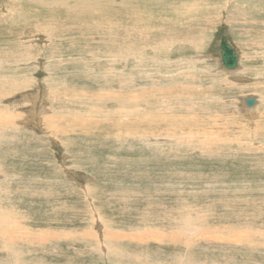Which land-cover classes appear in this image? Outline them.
<instances>
[{"label":"rangeland","instance_id":"obj_1","mask_svg":"<svg viewBox=\"0 0 264 264\" xmlns=\"http://www.w3.org/2000/svg\"><path fill=\"white\" fill-rule=\"evenodd\" d=\"M263 2L0 0V232H25L0 233V264H264V154L249 129H264ZM222 36L246 80L222 69ZM139 89L149 114H117ZM244 94L260 98L253 122ZM159 106L177 145L147 138L169 128Z\"/></svg>","mask_w":264,"mask_h":264},{"label":"bare ground","instance_id":"obj_2","mask_svg":"<svg viewBox=\"0 0 264 264\" xmlns=\"http://www.w3.org/2000/svg\"><path fill=\"white\" fill-rule=\"evenodd\" d=\"M138 1V0H137ZM206 1V0H205ZM227 1V0H226ZM254 1V0H253ZM256 1V0H255ZM258 1V0H257ZM261 1V0H260ZM249 2V1H248ZM247 2V3H248ZM183 3V2H182ZM228 3V2H227ZM250 3V2H249ZM252 3V2H251ZM256 3V2H255ZM264 3V2H263ZM253 4V3H252ZM259 4H261V3H259ZM4 5V4H3ZM125 5V4H124ZM138 5V4H137ZM190 5V4H189ZM192 5V4H191ZM245 5H247V4H245ZM257 5V4H256ZM239 6V5H238ZM251 6V5H250ZM245 7V6H244ZM93 8V7H92ZM120 8V7H119ZM180 8V7H179ZM237 8V7H236ZM248 8H249V6H248ZM248 8L247 9H245L244 8V11L243 12H246L245 10H248ZM259 8V7H258ZM127 9V8H126ZM252 9V8H251ZM120 10V9H119ZM119 10L117 11V12H119ZM122 10V9H121ZM129 10V9H128ZM127 10V11H128ZM241 10V9H240ZM250 10V9H249ZM258 9H256V11H257ZM263 10V9H262ZM109 11V10H108ZM112 11V10H111ZM131 11V10H130ZM189 11V10H188ZM264 11V10H263ZM110 12V11H109ZM116 12V11H115ZM132 12V11H131ZM136 12V11H135ZM235 12H236V10H235ZM238 12H240V13H242V10L241 11H239L238 10ZM237 12V13H238ZM248 12V11H247ZM90 13V12H89ZM141 13V12H140ZM166 13V12H165ZM106 14V13H105ZM115 14V13H114ZM117 14V13H116ZM244 14V13H243ZM243 14H242V16H243ZM255 14V13H254ZM92 15H93V13H92ZM97 15V14H96ZM99 15H100V12H99ZM99 15H98V17H99ZM120 15V14H119ZM123 15V14H122ZM239 16H240V14H238ZM248 15V14H247ZM107 16V15H106ZM136 16H138V15H136ZM135 16V17H136ZM148 16V15H147ZM239 16H237V17H239ZM241 16V17H242ZM252 16V15H251ZM15 17V16H14ZM17 17V16H16ZM256 17V16H255ZM138 18V17H137ZM260 18V17H259ZM111 19V18H110ZM136 19V18H135ZM167 19H169V18H167ZM21 20V19H20ZM143 20V19H142ZM249 20V19H248ZM262 20V19H261ZM264 20V19H263ZM119 21V20H118ZM161 21V20H160ZM239 21V20H238ZM250 21V20H249ZM260 21V20H259ZM143 22V21H142ZM236 22V21H235ZM240 22V21H239ZM261 22V21H260ZM264 22V21H263ZM262 22V23H263ZM137 23V22H136ZM252 23V22H251ZM254 23V22H253ZM118 24V23H117ZM121 24V23H120ZM238 24V23H237ZM241 24V23H240ZM248 24V23H247ZM246 24V25H247ZM256 24V23H255ZM264 24V23H263ZM263 24H262V26H263ZM144 25V24H143ZM239 25V24H238ZM261 25V24H260ZM52 26V25H51ZM131 26V25H130ZM155 28V27H154ZM242 28V27H241ZM14 29V28H13ZM150 30V29H149ZM153 30V29H152ZM14 31V30H13ZM143 31V30H142ZM167 31V30H166ZM171 33V32H170ZM104 34V33H103ZM106 34V33H105ZM157 34V33H156ZM37 35H40V34H37ZM140 35V34H139ZM21 38V37H20ZM131 38H133V37H131ZM105 39V38H104ZM129 39V38H128ZM227 42L231 45V43L227 40ZM129 43V42H128ZM160 43V42H159ZM234 43V42H233ZM261 43V45L263 46V42H260ZM163 44V43H162ZM132 45V44H131ZM138 45V44H137ZM237 45V44H236ZM134 45H132V47H133ZM147 46V45H146ZM232 46V45H231ZM26 47V46H25ZM141 47V46H140ZM220 47V46H219ZM233 47V46H232ZM240 47V46H239ZM136 48V47H135ZM138 48V47H137ZM153 48H154V46H153ZM155 48H157V47H155ZM234 48V47H233ZM144 49H146V47L144 48ZM162 49V48H161ZM147 50H148V48H147ZM156 50H158V48L156 49ZM160 50V49H159ZM166 50V49H165ZM22 51V50H21ZM152 51V50H151ZM161 51V50H160ZM163 51H164V49H163ZM167 51V50H166ZM165 51V52H166ZM15 52V51H14ZM236 52H237V54H238V63H237V67H235V69H232V70H227V69H224L223 67H222V69H224V70H226V71H228V72H230L231 74L233 73L234 75H237V74H235V72L236 73H239V70L241 71V77H243L242 78V80L243 79H245L246 77H245V74H243V70L242 69H240V56H239V53H238V51L236 50ZM22 53V52H21ZM139 53V52H138ZM155 53H157V52H155ZM162 53V55L164 54L163 52H161ZM169 53V52H168ZM219 53V60H220V51L218 52ZM157 57V56H156ZM245 57V56H244ZM158 59H160V58H158ZM157 59V60H158ZM167 59V58H166ZM14 60V59H13ZM152 60V59H151ZM168 60V59H167ZM2 61V60H1ZM4 61V60H3ZM163 61V60H162ZM170 61V60H169ZM246 61V60H245ZM155 62V61H154ZM168 62V61H167ZM250 62V61H249ZM151 63H153V62H151ZM159 64H160V62H159ZM169 64V63H168ZM167 64V65H168ZM220 64V63H219ZM162 65V64H161ZM160 65V66H161ZM222 65V64H221ZM1 66H3V65H1ZM162 67V66H161ZM5 69V68H4ZM9 70V69H8ZM140 70V69H139ZM179 70V69H178ZM244 70H245V68H244ZM150 71V70H149ZM38 72V71H37ZM246 72V71H245ZM227 73V72H226ZM249 73V72H248ZM131 74H132V72H131ZM152 74H153V72H152ZM187 74V73H186ZM232 74V75H233ZM247 74V73H246ZM4 75V74H3ZM23 75V74H22ZM105 75V74H104ZM248 75V74H247ZM103 77V76H102ZM2 78H5V76L3 77L2 76ZM92 78V77H91ZM234 78H236V77H234ZM233 78V79H234ZM93 79V78H92ZM104 79V78H103ZM108 79V78H107ZM232 79V80H233ZM50 80V79H49ZM126 80V79H125ZM167 80V79H166ZM165 80V81H166ZM246 80V79H245ZM93 81V80H92ZM161 81V80H160ZM26 82V81H25ZM132 82V81H131ZM162 82V81H161ZM174 82V81H173ZM95 83V82H94ZM93 83V84H94ZM99 83V82H98ZM136 83V82H135ZM140 83V82H139ZM162 83H164V82H162ZM214 83V82H213ZM3 84V83H2ZM41 84V83H40ZM103 84V83H102ZM154 84H155V82H154ZM156 84H158V83H156ZM159 84H160V86H161V83L159 82ZM171 84V83H170ZM179 84V83H178ZM149 85V84H148ZM148 85H146V87L148 86ZM167 85V84H166ZM172 85H174L173 83H172ZM3 86V85H2ZM155 86V85H154ZM153 86V87H154ZM175 86V85H174ZM233 86V85H232ZM235 87H238V86H240V85H234ZM12 87V86H11ZM142 87H144L145 88V86H142ZM149 87V89H151L150 88V85L148 86ZM152 87V86H151ZM242 87V86H241ZM141 88V87H140ZM154 88H156V86L154 87ZM172 88V87H171ZM15 89H16V87H15ZM146 89V88H145ZM170 89V88H169ZM174 89V88H173ZM58 90V89H57ZM131 90V89H130ZM136 90V89H135ZM140 90V92L139 93H133L134 95H135V97H133L132 95H129V98H131V100L133 101V103H134V106H129V107H120V109L117 111L118 113L117 114H122L123 115V117H125V116H133L134 114H136V113H138V112H140L141 111V113H142V111L143 112H145V113H147L148 112V114H149V112H150V108H149V106H151V104L149 105V106H147V104H146V106L144 107V106H140L139 104H140V100H139V94L141 93V89H139ZM144 90V89H143ZM147 90V89H146ZM238 90V89H237ZM245 90V89H244ZM244 90H242V91H244ZM151 91V90H150ZM160 91H162L161 89H160ZM56 92V91H55ZM117 92V91H116ZM147 92V91H146ZM146 92H144L145 94H146ZM149 92V91H148ZM152 92V91H151ZM155 92V91H154ZM156 92H158V91H156ZM239 92V91H238ZM5 93H7V92H5ZM115 93V92H114ZM124 93V92H123ZM44 94V93H43ZM100 94V93H99ZM102 95H103V93H101ZM129 94H130V92H129ZM148 94V93H147ZM159 95L160 94H163V93H161V92H159L158 93ZM165 94V93H164ZM0 95H5L4 93L2 94V92L0 93ZM152 95H153V93H152ZM166 95V94H165ZM168 95V94H167ZM192 95V94H191ZM194 95V94H193ZM1 96V97H2ZM147 96V95H146ZM183 96V95H182ZM239 97H241V99L244 101V104H245V107H246V110L249 112V113H251V121L253 122L254 120V118H257L259 115H260V113L259 114H257V113H255V108L258 106V104L260 103V98H259V96L258 95H253V94H244V95H238ZM7 97V96H6ZM56 97V96H55ZM158 97V96H157ZM163 97V96H162ZM162 97H161V99H162ZM165 97V96H164ZM191 97V96H190ZM207 97V96H206ZM238 97V98H239ZM59 98V97H58ZM114 98V97H113ZM141 98V97H140ZM150 98H151V95H150ZM154 98V97H153ZM166 98V97H165ZM185 98V97H184ZM188 98V97H187ZM186 98V99H187ZM143 99V98H142ZM146 99V98H145ZM147 99H149V98H147ZM174 99V98H173ZM186 99H184V100H186ZM194 99H196V98H194ZM79 100V99H78ZM156 100V99H155ZM158 100V99H157ZM183 100V99H182ZM187 100H189V99H187ZM215 101V103H220L221 101L223 102L224 100H223V97L222 96H217V97H215V99H214ZM232 100V99H231ZM37 101V100H36ZM137 101H139L138 103H137ZM149 101V100H148ZM159 101V100H158ZM191 101H192V99H191ZM190 101V103H192ZM212 101V100H211ZM147 102V101H146ZM173 103H174V101H172ZM176 102V101H175ZM186 102H188V101H186ZM198 102V101H197ZM208 102V101H207ZM242 102V101H241ZM8 103V102H7ZM126 103H128V102H126ZM135 103H137L136 105H135ZM145 103V102H144ZM151 103V102H150ZM154 103H156V102H154ZM190 103H189V105H190ZM210 103V102H209ZM213 103V102H212ZM243 103V102H242ZM241 103V104H242ZM171 104V103H170ZM187 104V103H186ZM193 104H195V103H193ZM192 104V105H193ZM200 104V103H199ZM153 105V104H152ZM159 105H163V103L162 104H160L159 103ZM176 105V104H175ZM175 105H174V107H175ZM196 105V104H195ZM122 106V105H121ZM157 106V105H156ZM179 106H180V104H179ZM173 107V108H174ZM177 107H178V105H177ZM198 107V106H197ZM225 107V106H224ZM235 107H236V105H235ZM165 107L164 106H162V107H158V109L157 108H155L156 110H155V112H157L158 114L156 115V118H152L153 119V121L155 122V124L156 125H163V126H161V127H164V125L165 126H167L168 125V129H166V130H164L163 129V133H160V134H156V135H154V136H151V134H149L150 136H147V138H149L150 139V137H152V138H155V139H159L158 141H160V140H162V139H166V140H170V141H168V142H173L174 143V140L172 139V135H174V133H175V129H173V126H174V122H175V116L174 115H172V114H168V117H165V116H162V113H163V109H164ZM173 108H170V109H173ZM222 108V107H221ZM238 108V107H237ZM10 109V108H9ZM9 109H8V113H9ZM43 109V108H42ZM244 109V108H243ZM151 110H152V108H151ZM183 110V109H182ZM195 110V109H194ZM207 110H209L208 109V107H207ZM222 110V109H221ZM224 110V109H223ZM154 111V110H153ZM166 111V110H165ZM177 111V110H176ZM188 111V110H187ZM186 111V112H187ZM190 111H191V109H190ZM193 111V110H192ZM228 111V110H227ZM239 111V110H238ZM0 112L1 113H4L2 110H0ZM167 112V111H166ZM168 112H169V110H168ZM171 112H173L172 110H171ZM183 112H185V111H183ZM114 113H116V112H114ZM144 113V114H145ZM175 113H177V112H175ZM219 113V112H218ZM225 113V112H224ZM232 113H234V112H232ZM39 114V113H38ZM111 114V113H110ZM139 114V113H138ZM164 114V113H163ZM226 114V113H225ZM3 115V114H2ZM5 115V114H4ZM125 115V116H124ZM139 115H143V114H139ZM146 115V114H145ZM151 115V114H150ZM154 115V114H153ZM167 115V114H166ZM186 115V114H185ZM213 115V114H212ZM228 115V114H227ZM33 117L35 116V115H32ZM131 116V119H130V121L132 120V117ZM136 116V115H135ZM152 116V115H151ZM183 116V115H182ZM200 116V115H199ZM213 116H215V115H213ZM223 116V115H222ZM243 116V115H242ZM41 117V116H40ZM143 117V116H142ZM145 117V116H144ZM154 117H155V115H154ZM72 118V117H71ZM79 118V117H78ZM135 118V117H134ZM138 118V117H137ZM148 118V117H147ZM146 118V120H148ZM151 118H149L150 120H151ZM219 118V117H218ZM228 118V120H230L231 121V119L233 120V118H231V116L230 117H227ZM226 118V119H227ZM38 119H40V118H38ZM41 119H42V117H41ZM66 119V118H65ZM81 119V118H80ZM79 119V120H80ZM143 119V118H142ZM199 119H200V117H199ZM214 119V118H213ZM259 119V118H258ZM262 119V118H261ZM34 120V119H33ZM35 120H36V118H35ZM72 120V119H71ZM182 120L183 121H185V119L184 118H182ZM181 120V121H182ZM194 120V119H193ZM215 120H216V118H215ZM249 120V119H248ZM37 121V120H36ZM41 121V120H40ZM42 121H44V120H42ZM69 121L70 120H68V123H69ZM140 122H141V120H139ZM197 121V120H196ZM214 121V120H213ZM225 121V119H218V121H217V123L216 124H218L219 122H220V124H222L223 122ZM245 121V120H244ZM11 122V121H10ZM66 122V121H65ZM73 122H74V120H73ZM151 122H152V120H151ZM202 122H203V120H202ZM206 122H208V121H206ZM216 122V121H215ZM232 122V121H231ZM248 122V121H247ZM0 123H2L1 122V120H0ZM29 124H30V122H28ZM40 123V122H39ZM44 123H45V121H44ZM47 127H48V129H50V132L53 130L54 131V129H57V126L55 125V123H54V119H47ZM75 123V122H74ZM129 123H131V122H129ZM137 123H138V120H137ZM144 123V122H143ZM149 123H150V121H149ZM195 123V122H194ZM200 123V122H199ZM224 123H226V122H224ZM230 123V122H229ZM233 123V122H232ZM235 123V122H234ZM242 123H244V122H242ZM242 123H240V124H242ZM251 123V122H250ZM249 123V124H250ZM35 124V123H34ZM36 124H38V123H36ZM133 124V123H132ZM138 124H140L141 125V127L143 126L141 123H138ZM137 124V125H138ZM148 124V123H147ZM192 124V123H191ZM212 124V123H211ZM264 124V123H263ZM44 125V124H43ZM67 126H68V124H66ZM71 125V124H70ZM69 125V126H70ZM73 125V124H72ZM136 125V124H135ZM150 125H151V123H150ZM153 125V124H152ZM195 125V124H194ZM197 125V124H196ZM214 125V124H213ZM224 125V124H223ZM222 125V126H223ZM252 125V124H251ZM250 125V126H251ZM254 125V124H253ZM12 126V125H11ZM30 126V125H29ZM39 126V125H38ZM46 126V125H45ZM139 126V125H138ZM148 126L149 125H147V128H148ZM221 126V125H220ZM221 126V127H222ZM225 126V125H224ZM243 126V125H242ZM249 126V125H248ZM32 127V126H31ZM150 127V126H149ZM154 127H158V126H154ZM154 127H153V129H154ZM202 127V126H201ZM228 127V126H227ZM259 126L258 125H256V126H251V127H249V129H250V131H251V136H252V138H253V141L255 140V142L252 144V146H251V148H252V151L254 150L255 152L254 153H263L264 154V129H262V128H258ZM131 128V127H130ZM143 128H145V127H143ZM203 128V127H202ZM237 128H238V126H237ZM45 129H46V127H45ZM149 129H151L152 131H153V129L152 128H149ZM158 130H156V131H159L160 132V128H157ZM222 129H223V127H222ZM225 129H227V128H225ZM155 130V129H154ZM217 130V129H216ZM221 130V129H220ZM224 130V129H223ZM243 129H241V131H242ZM245 130V129H244ZM41 131V130H40ZM134 131V130H133ZM151 131V133H153ZM155 131V132H156ZM142 132H143V129H142ZM155 132L153 133V134H155ZM45 133V132H44ZM47 133V132H46ZM74 133H76V132H74ZM137 133H139V132H137ZM157 133V132H156ZM217 133H218V131H217ZM216 133V134H217ZM43 134V133H42ZM48 134V133H47ZM62 134V133H61ZM76 134H78V133H76ZM130 134H132V133H130ZM146 134V133H145ZM215 134V133H214ZM225 134V133H224ZM238 134V133H237ZM243 134L246 136L247 135V133H245L244 131H243ZM147 135V134H146ZM187 135V134H186ZM221 135V134H220ZM220 135H219V137H220ZM226 135V134H225ZM228 135V134H227ZM235 135V134H234ZM233 135V137H235ZM243 135V136H244ZM118 136V135H117ZM135 136H137L136 134H135ZM135 136H133V137H135ZM144 136V135H143ZM203 136V135H202ZM241 136V135H240ZM240 136H238V137H240ZM244 136V137H245ZM248 136V135H247ZM251 136H249L248 138H250ZM46 137H47V135H46ZM50 137H51V135H50ZM106 137V136H105ZM137 137H139V136H137ZM136 137V138H137ZM182 137V136H181ZM190 137V136H189ZM188 137V138H189ZM200 137V136H199ZM210 137V136H209ZM226 137V136H225ZM228 137H229V135H228ZM232 137V138H233ZM58 138V137H57ZM60 138V137H59ZM98 138V137H97ZM104 138V137H103ZM142 138V137H141ZM140 138V139H141ZM144 138H146V137H144ZM143 138V139H144ZM227 138V137H226ZM230 138V137H229ZM232 138H230V139H232ZM237 138V137H236ZM100 139V138H99ZM175 139V138H174ZM179 139V138H178ZM185 139V138H184ZM228 139V138H227ZM238 139H240V138H238ZM132 140V139H131ZM133 140H135V139H133ZM132 140V141H133ZM137 140V139H136ZM142 140V139H141ZM145 140H147V139H144V141ZM222 140V139H221ZM223 140H224V138H223ZM242 140V139H241ZM153 141V140H152ZM151 141V142H152ZM157 141V142H158ZM182 141V140H181ZM237 142V140H234V142ZM247 141V140H246ZM249 141V140H248ZM147 142V141H146ZM150 142V141H149ZM148 142V143H149ZM156 142V141H155ZM163 142H165V141H163ZM188 142V141H187ZM227 142V141H226ZM241 142V141H240ZM129 143V142H128ZM140 143V142H139ZM189 143V142H188ZM192 143V142H191ZM231 143V142H230ZM243 143V142H242ZM244 143H245V141H244ZM151 144H153V143H150V145ZM155 144V143H154ZM175 144V143H174ZM219 144V143H218ZM248 144V143H247ZM62 145V144H61ZM128 145H130L129 146V149H130V147H131V145L132 144H128ZM135 145V144H134ZM143 145H144V143H143ZM149 145V144H148ZM156 145H158V144H156ZM161 145V144H160ZM175 145H177V144H175ZM237 145V144H236ZM133 146V145H132ZM146 146H147V144H146ZM154 146V145H153ZM187 146H189L188 144H187ZM240 146V145H239ZM237 147V148H240V147ZM125 147H127V146H125ZM148 147H150V146H148ZM162 147V146H161ZM191 147H192V145H191ZM128 148V147H127ZM126 148V149H127ZM153 148V147H152ZM159 148V147H158ZM244 148V147H243ZM246 148V147H245ZM244 148V149H245ZM136 149V148H135ZM147 149V148H146ZM154 149V148H153ZM155 149H156V147H155ZM241 149V148H240ZM142 150V149H141ZM249 150H251V149H249ZM161 151V150H160ZM158 152V151H157ZM169 152V151H168ZM168 152H166V153H168ZM237 152V151H236ZM242 152V151H241ZM248 152V151H247ZM246 152V153H247ZM240 153V152H239ZM243 153V152H242ZM172 154H174V152L172 153ZM250 154V153H249ZM252 154V153H251ZM175 155V154H174ZM245 156L247 155V154H244ZM255 155H257V154H255ZM243 156V155H242ZM261 156V155H260ZM244 157V156H243ZM242 158V157H241ZM261 158V157H260ZM259 158V159H260ZM263 158V157H262ZM261 158V159H262ZM244 159V158H243ZM247 159V158H246ZM248 159H249V157H248ZM264 160V159H263ZM245 161V160H244ZM250 162V161H249ZM264 162V161H263ZM252 163V162H251ZM260 165H262V163H252L251 164V166L253 167V168H255L254 166H259L260 167ZM249 166H250V164H249ZM249 169H251V168H249ZM257 169H259V168H257ZM262 170H264V169H262ZM259 173V172H258ZM242 183V182H241ZM245 184V183H244ZM243 184V185H244ZM246 184H248V183H246ZM257 185V184H256ZM250 186V185H249ZM248 186V187H249ZM252 186H255V185H252ZM261 186V185H260ZM263 186V185H262ZM261 186V187H262ZM242 186H241V184H240V188H241ZM244 188V187H243ZM263 188H264V186H263ZM250 190V189H249ZM253 191H254V189H253ZM258 191V190H257ZM256 191V192H257ZM1 192H2V190H1ZM245 192H247V191H245ZM249 192V191H248ZM259 192V191H258ZM261 192V191H260ZM263 192V191H262ZM242 193V192H241ZM240 193V194H241ZM250 193H252V192H250ZM246 194V193H245ZM243 195V194H242ZM253 195V194H252ZM251 195V196H252ZM259 195V194H258ZM263 196H264V194H262ZM262 195H260V196H262ZM245 195H243V197H244ZM255 197V196H254ZM254 197H252V198H254ZM245 198V197H244ZM243 198V199H244ZM259 198V197H258ZM257 198V199H258ZM263 198V197H262ZM241 199V198H240ZM247 199H249L248 197H247ZM247 199H244L245 201L247 200ZM243 200V201H244ZM249 200H251V199H249ZM249 200H247V201H249ZM254 201L256 200V199H253ZM259 200H261V199H259ZM241 201H242V199H241ZM242 201V202H243ZM264 201V200H263ZM262 202V201H261ZM244 203V202H243ZM260 203V202H259ZM254 203L252 202V204L251 205H253ZM250 205V204H249ZM256 205V204H255ZM257 205H259V204H257ZM261 205V204H260ZM252 207V206H251ZM256 207V206H255ZM258 207V206H257ZM253 208H254V206H253ZM1 215V214H0ZM1 217V216H0ZM2 219H0V221H1ZM5 220V219H4ZM3 220V222H4V224H0V226H2V227H4L5 226V222L6 221H4ZM186 223H188L190 220H188V217H186ZM14 225V224H13ZM241 225H242V223H241ZM12 226V225H11ZM187 226V225H186ZM190 226V225H189ZM1 227V228H2ZM13 227V226H12ZM15 227V226H14ZM5 229V228H4ZM9 229V228H8ZM185 229V228H184ZM263 229V228H262ZM10 230H12L11 228H10ZM15 230V231H14ZM14 230H12L11 231V233L13 234V233H19L20 235H22V236H25V232L24 231H22L21 229H18L17 227L16 228H14ZM106 230V229H105ZM104 230V231H105ZM179 230V229H178ZM208 231V230H207ZM255 231H256V229H255ZM6 232H10V231H1L0 233H3V235H4V233H6ZM160 232V231H159ZM190 232V231H189ZM211 232V231H210ZM258 232V231H257ZM257 232H256V234H257ZM11 233H9V234H11ZM211 233H213V232H211ZM222 233V232H221ZM252 233V232H251ZM119 234V233H118ZM158 234V233H157ZM188 234V233H187ZM215 234V233H214ZM242 234V233H241ZM255 234V233H254ZM106 235H108L109 236V233L107 232L106 233ZM130 235V234H129ZM244 235V234H243ZM241 235L240 237L243 239V238H245L246 236H248V235ZM252 235V234H251ZM103 236H104V234H103ZM128 236V235H127ZM151 236V235H150ZM255 236V235H254ZM12 237V235H9V237L8 238H11ZM110 237H112V236H110ZM116 237V236H115ZM118 237H119V235H118ZM223 237V236H222ZM262 237V236H261ZM2 238V237H1ZM128 238H129V236H128ZM190 238V237H189ZM226 238V237H225ZM249 238V237H248ZM3 239V238H2ZM105 239V238H104ZM119 239V238H118ZM185 239V238H184ZM246 239V238H245ZM252 239H254L253 237H252ZM260 239V238H259ZM106 240V239H105ZM249 240V239H248ZM255 240V239H254ZM260 240H262V238L260 239ZM224 241V240H223ZM250 241V240H249ZM256 241V240H255ZM240 243V242H239ZM98 244V243H97ZM233 244V243H232ZM236 244V243H235ZM4 245V244H3ZM100 245V244H99ZM239 245V244H238ZM94 248H95V246H94ZM181 261V260H180Z\"/></svg>","mask_w":264,"mask_h":264},{"label":"water","instance_id":"obj_3","mask_svg":"<svg viewBox=\"0 0 264 264\" xmlns=\"http://www.w3.org/2000/svg\"><path fill=\"white\" fill-rule=\"evenodd\" d=\"M220 63L227 70L235 69L238 63L236 50L227 42L224 36L220 38Z\"/></svg>","mask_w":264,"mask_h":264}]
</instances>
